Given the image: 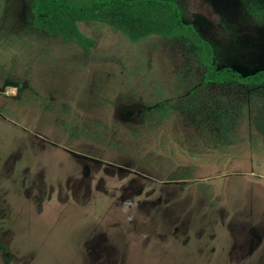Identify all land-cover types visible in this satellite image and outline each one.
Segmentation results:
<instances>
[{
  "label": "rangeland",
  "instance_id": "obj_1",
  "mask_svg": "<svg viewBox=\"0 0 264 264\" xmlns=\"http://www.w3.org/2000/svg\"><path fill=\"white\" fill-rule=\"evenodd\" d=\"M173 1L218 67L264 70V0ZM31 2L0 0V264H264V86L204 84L182 38L82 22L87 52Z\"/></svg>",
  "mask_w": 264,
  "mask_h": 264
},
{
  "label": "trees",
  "instance_id": "obj_2",
  "mask_svg": "<svg viewBox=\"0 0 264 264\" xmlns=\"http://www.w3.org/2000/svg\"><path fill=\"white\" fill-rule=\"evenodd\" d=\"M31 3L32 13L38 20L36 27L64 41H73L87 52L93 47L94 40L80 30L79 23L82 22L106 24L124 34L133 43L149 36L182 38L191 41L203 57L204 84L235 83L250 88L264 86V70L243 75L232 67H218L211 43L204 39L192 24L183 21L181 10L173 0H32ZM244 106L242 104L236 108L242 111ZM241 119L246 118L242 116ZM257 122L264 130L263 115ZM221 128V136L228 138L225 141L230 144L234 134H237L235 128L239 130V127L231 128L227 122ZM263 130L260 129L261 135H264ZM89 133L92 137L104 138L103 134H94L91 131ZM218 142L224 140L218 139ZM252 143L257 146L260 142L259 139H254ZM182 176V179L187 178L185 174ZM195 185L201 195L205 184L198 181Z\"/></svg>",
  "mask_w": 264,
  "mask_h": 264
},
{
  "label": "water",
  "instance_id": "obj_3",
  "mask_svg": "<svg viewBox=\"0 0 264 264\" xmlns=\"http://www.w3.org/2000/svg\"><path fill=\"white\" fill-rule=\"evenodd\" d=\"M6 85H8L10 87H19V82L8 80V81H6Z\"/></svg>",
  "mask_w": 264,
  "mask_h": 264
}]
</instances>
